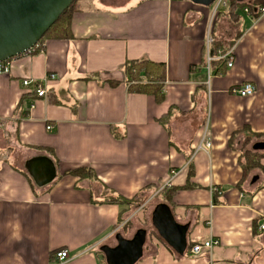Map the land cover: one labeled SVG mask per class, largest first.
Returning <instances> with one entry per match:
<instances>
[{
	"label": "crops",
	"instance_id": "obj_1",
	"mask_svg": "<svg viewBox=\"0 0 264 264\" xmlns=\"http://www.w3.org/2000/svg\"><path fill=\"white\" fill-rule=\"evenodd\" d=\"M230 1L237 24L190 0H80L71 38L13 59L0 75V264H57L62 249L66 264H109L104 250L141 231L135 264H264V176L254 171L238 187L243 145L264 134V0ZM235 40L229 69L214 45ZM142 60L165 67L162 102L129 90L125 65ZM48 74L58 81L46 98L23 86ZM245 84L254 96L232 94ZM205 132L211 147L197 151ZM81 167L97 180L65 174ZM104 187L143 203L109 204ZM161 207L186 228L185 248L155 228ZM210 239L211 251L190 254Z\"/></svg>",
	"mask_w": 264,
	"mask_h": 264
},
{
	"label": "water",
	"instance_id": "obj_2",
	"mask_svg": "<svg viewBox=\"0 0 264 264\" xmlns=\"http://www.w3.org/2000/svg\"><path fill=\"white\" fill-rule=\"evenodd\" d=\"M73 1L0 0V63L34 49ZM190 1L205 7H210L215 2V0ZM256 149L264 150V144H258ZM154 226L168 243L185 248L186 228L175 222L169 209L161 207L155 212ZM145 239L146 233L141 231L132 242L120 240V247L116 250H104L108 263L135 264L142 255Z\"/></svg>",
	"mask_w": 264,
	"mask_h": 264
},
{
	"label": "trees",
	"instance_id": "obj_3",
	"mask_svg": "<svg viewBox=\"0 0 264 264\" xmlns=\"http://www.w3.org/2000/svg\"><path fill=\"white\" fill-rule=\"evenodd\" d=\"M245 6L241 8L244 9ZM251 13H254V6L251 5L247 7ZM80 9V0H74L70 7L60 16L59 20L50 28V30L45 34L42 38L40 43L47 38H54V39H68L72 37V19L73 15L78 12ZM240 9L239 5L232 2L230 9L227 13L224 11L219 12L216 15V21L219 16L224 15L228 17L234 24H237L239 21V16L237 15V11ZM215 21V22H216ZM239 38V35L236 39ZM39 43V44H40ZM236 43L235 41L230 42L227 48L223 46L222 43H217L214 45L215 50H221L222 53H226L229 49L233 48ZM38 44V45H39ZM38 45L36 47H38ZM35 47V48H36ZM221 61H218L220 63ZM214 68V64L212 65L211 69ZM124 72L126 75L129 76L128 85H130L131 92H138V93H146L153 95L157 102H162L164 100V96L162 94V83L165 80V67L163 64H154L147 60L142 61H130L127 62L124 68ZM91 78V77H89ZM88 78V79H89ZM112 87L119 85L118 82H110L109 83ZM25 98H22V102ZM264 139V134H253L252 136L247 137L246 142L243 145L241 150V158L239 163L243 169V178L238 185L241 187L243 183L248 180L249 176L254 171H260L264 176V166L262 165L261 161L264 159V150L256 149V145L253 148L248 149L252 144V139ZM259 144V143H258ZM66 175H70L73 177H77L80 180H97L96 172L89 167H81L77 169L68 170ZM264 186V181L262 183ZM111 192L104 187V201L109 204H118L120 206H131L133 203H137L138 205L143 203V200L136 196L132 199H127L121 196H107ZM161 194L164 191L160 192ZM169 198V197H168ZM196 245V244H195ZM194 246L190 247V249Z\"/></svg>",
	"mask_w": 264,
	"mask_h": 264
},
{
	"label": "built area",
	"instance_id": "obj_4",
	"mask_svg": "<svg viewBox=\"0 0 264 264\" xmlns=\"http://www.w3.org/2000/svg\"><path fill=\"white\" fill-rule=\"evenodd\" d=\"M81 1H89V0H81ZM230 0H215L213 7H214V17L221 11L229 10L230 9ZM246 13H249L248 9H245ZM261 14H264V8L261 9ZM214 44V38L212 37L211 33L209 32L208 37L206 39V69L208 72V81H210V73L211 67L214 64V61L217 58H214L211 55V48ZM33 50V49H32ZM31 50V51H32ZM29 51V52H31ZM218 61H225L227 67L231 69L234 65V48L229 49L226 53H220ZM13 66V59L7 60L5 62L0 63V75H8L10 74ZM58 81V77L55 74H48L45 78L39 81H34L31 79H25L23 81V86L26 89L31 90L33 93L37 95L38 98H46L48 95V88L51 84ZM256 93V89L251 84H245L237 89L232 90V94L237 95L241 98H249L254 96ZM35 105H31V109H34ZM2 122L0 121V126ZM48 130H53L51 126L47 128ZM211 143L206 141V132L203 135V138L199 145L197 146L196 150L200 151L204 148L210 149ZM175 175V173H173ZM260 231L264 232V222L260 226ZM218 245V242L214 239H210L203 244H196L194 245L191 250L190 254L192 256H200L204 252L211 251L215 246ZM57 264H66L68 261L71 260L70 251L68 249H62L56 254Z\"/></svg>",
	"mask_w": 264,
	"mask_h": 264
},
{
	"label": "rangeland",
	"instance_id": "obj_5",
	"mask_svg": "<svg viewBox=\"0 0 264 264\" xmlns=\"http://www.w3.org/2000/svg\"><path fill=\"white\" fill-rule=\"evenodd\" d=\"M213 6V5H212ZM157 202V201H156Z\"/></svg>",
	"mask_w": 264,
	"mask_h": 264
}]
</instances>
